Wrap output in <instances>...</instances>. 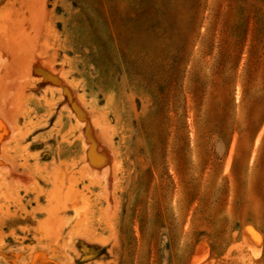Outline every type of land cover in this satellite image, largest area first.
I'll return each instance as SVG.
<instances>
[{
    "label": "rangeland",
    "instance_id": "obj_1",
    "mask_svg": "<svg viewBox=\"0 0 264 264\" xmlns=\"http://www.w3.org/2000/svg\"><path fill=\"white\" fill-rule=\"evenodd\" d=\"M0 264H264V0H0Z\"/></svg>",
    "mask_w": 264,
    "mask_h": 264
},
{
    "label": "trees",
    "instance_id": "obj_2",
    "mask_svg": "<svg viewBox=\"0 0 264 264\" xmlns=\"http://www.w3.org/2000/svg\"><path fill=\"white\" fill-rule=\"evenodd\" d=\"M242 131V130H241Z\"/></svg>",
    "mask_w": 264,
    "mask_h": 264
}]
</instances>
